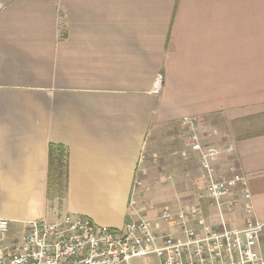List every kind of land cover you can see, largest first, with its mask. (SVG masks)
Here are the masks:
<instances>
[{"label": "crops", "instance_id": "0c3cea01", "mask_svg": "<svg viewBox=\"0 0 264 264\" xmlns=\"http://www.w3.org/2000/svg\"><path fill=\"white\" fill-rule=\"evenodd\" d=\"M187 119L200 151L184 140ZM51 144L67 150L56 204ZM205 146L219 151L213 177L245 181L250 213L229 203L240 186L208 195ZM187 151L197 193L142 205L145 186L187 184ZM66 214L116 230L146 220L157 244L264 222V0H0V218L21 235ZM256 251L264 258V238Z\"/></svg>", "mask_w": 264, "mask_h": 264}, {"label": "built area", "instance_id": "2783aa9c", "mask_svg": "<svg viewBox=\"0 0 264 264\" xmlns=\"http://www.w3.org/2000/svg\"><path fill=\"white\" fill-rule=\"evenodd\" d=\"M189 140L192 150L202 149L197 134L191 133ZM218 158L216 147L205 146L200 163L208 171V195L218 199L240 186L241 195L233 197L231 205L244 204L250 213V192L240 175L213 178L211 165ZM161 218L169 226L175 223L166 210ZM10 231L9 221L0 218V264H131L133 259L151 254L160 258L158 264H264V258L256 251V245L264 238V222L249 221L242 229L209 231L202 237L189 234L184 241L168 233L161 244L156 243L149 223L142 219L129 220L119 230L82 215L66 214L53 221L34 219L26 223L20 238L3 246ZM235 253L240 258L231 259Z\"/></svg>", "mask_w": 264, "mask_h": 264}, {"label": "rangeland", "instance_id": "374dc122", "mask_svg": "<svg viewBox=\"0 0 264 264\" xmlns=\"http://www.w3.org/2000/svg\"><path fill=\"white\" fill-rule=\"evenodd\" d=\"M182 124L184 126H186V131H184V140L187 142V145L189 144L188 146H191V142L189 141L190 134L191 133H195L199 137V133L197 132V130L194 129V127L196 126L197 123H196V121H194L192 119H187V120H183ZM186 156L188 157L187 160H191V161L194 162L193 165H190V167L185 171L186 177L188 178L186 180L187 184L183 185L182 189L179 192L176 190V186H169V185L166 186V185L160 184V182L157 184L156 187H154V189H153V187L145 186V189H147V190L149 189L148 191H146V192H149V194H147L146 197L144 196L142 198V202H141L142 205H146L147 204V205H149L151 207V208L149 207L151 210L154 209L156 211H159V210L162 209V207L165 204L171 203V201L167 200V199L171 198L173 195H176V194H180V195H195L197 193L196 192V186H198V182H197V177H196L195 173H196V171L198 172V169H197L198 168V166H197L198 163L196 162V158L194 156H192L188 151L186 153ZM200 160L201 159L198 158L199 162H200ZM157 177L158 178L160 177V173L157 175ZM213 178L216 179V180H223V179H219L218 177H216L215 174H214ZM167 189H171L172 192H173V194L170 195V197L167 196L165 198H162L161 196H159L160 194L164 193L163 191H165ZM132 198H133L132 206H134L136 196L134 195V196H132ZM56 201L57 200L55 198H53V199H52V197L50 198V203L51 204H56ZM229 203H231V200L229 201ZM138 206H140L139 203H138ZM56 220H58V219H56ZM20 236H21L20 233H16V232H14V230L13 231L11 230L10 233L6 236V239L4 241L3 246H7L8 244H10L11 240L18 239V238H20ZM145 262L146 261H145L144 258H135V259H133L131 261V264H145Z\"/></svg>", "mask_w": 264, "mask_h": 264}, {"label": "trees", "instance_id": "16d2710c", "mask_svg": "<svg viewBox=\"0 0 264 264\" xmlns=\"http://www.w3.org/2000/svg\"><path fill=\"white\" fill-rule=\"evenodd\" d=\"M47 197L60 200L67 191V150L50 145L48 155Z\"/></svg>", "mask_w": 264, "mask_h": 264}]
</instances>
